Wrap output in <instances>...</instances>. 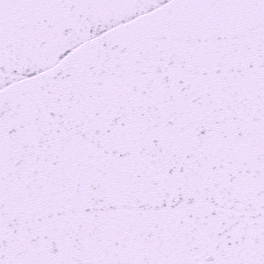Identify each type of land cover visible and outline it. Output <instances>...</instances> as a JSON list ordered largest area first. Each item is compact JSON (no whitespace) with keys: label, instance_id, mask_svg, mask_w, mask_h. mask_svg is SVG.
<instances>
[{"label":"snow or ice","instance_id":"obj_1","mask_svg":"<svg viewBox=\"0 0 264 264\" xmlns=\"http://www.w3.org/2000/svg\"><path fill=\"white\" fill-rule=\"evenodd\" d=\"M0 264H264V0H0Z\"/></svg>","mask_w":264,"mask_h":264}]
</instances>
